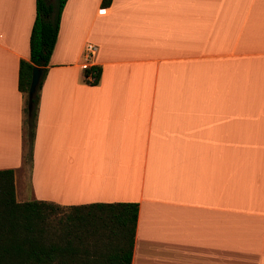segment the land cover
I'll use <instances>...</instances> for the list:
<instances>
[{"label":"crops","instance_id":"0c3cea01","mask_svg":"<svg viewBox=\"0 0 264 264\" xmlns=\"http://www.w3.org/2000/svg\"><path fill=\"white\" fill-rule=\"evenodd\" d=\"M101 1L63 7L26 159L18 69L36 0H0L16 200L136 202L131 264H264V0Z\"/></svg>","mask_w":264,"mask_h":264},{"label":"trees","instance_id":"16d2710c","mask_svg":"<svg viewBox=\"0 0 264 264\" xmlns=\"http://www.w3.org/2000/svg\"><path fill=\"white\" fill-rule=\"evenodd\" d=\"M67 0H36L29 37V59H21L18 89L24 97L22 137L24 158H31L39 94L55 46L60 15ZM112 0H102L107 7ZM34 66L42 74L27 109ZM96 72L98 82L101 69ZM138 204L91 203L62 206L45 200L18 202L13 169H0V264H131Z\"/></svg>","mask_w":264,"mask_h":264},{"label":"built area","instance_id":"2783aa9c","mask_svg":"<svg viewBox=\"0 0 264 264\" xmlns=\"http://www.w3.org/2000/svg\"><path fill=\"white\" fill-rule=\"evenodd\" d=\"M97 52V46L91 42H87L83 51V59L85 63V68H91L90 62ZM85 80L89 83H93L96 80V72L89 71L87 75H85Z\"/></svg>","mask_w":264,"mask_h":264},{"label":"water","instance_id":"95a60500","mask_svg":"<svg viewBox=\"0 0 264 264\" xmlns=\"http://www.w3.org/2000/svg\"><path fill=\"white\" fill-rule=\"evenodd\" d=\"M42 74V68L41 67H37L34 66L32 68V72H31V81H30V86H29V90L27 93V97H28V102H27V109L30 112L33 108V97L35 95L40 77Z\"/></svg>","mask_w":264,"mask_h":264}]
</instances>
